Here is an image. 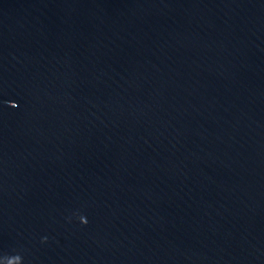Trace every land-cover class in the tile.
I'll return each mask as SVG.
<instances>
[{
	"label": "water",
	"instance_id": "1",
	"mask_svg": "<svg viewBox=\"0 0 264 264\" xmlns=\"http://www.w3.org/2000/svg\"><path fill=\"white\" fill-rule=\"evenodd\" d=\"M0 264H264V0H0Z\"/></svg>",
	"mask_w": 264,
	"mask_h": 264
},
{
	"label": "snow or ice",
	"instance_id": "2",
	"mask_svg": "<svg viewBox=\"0 0 264 264\" xmlns=\"http://www.w3.org/2000/svg\"><path fill=\"white\" fill-rule=\"evenodd\" d=\"M18 106H19V105H18L17 103H12V104H11V107L14 108V109L17 108Z\"/></svg>",
	"mask_w": 264,
	"mask_h": 264
}]
</instances>
